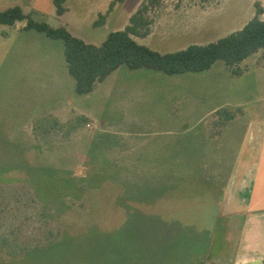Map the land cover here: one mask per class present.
Listing matches in <instances>:
<instances>
[{
	"label": "rangeland",
	"instance_id": "obj_1",
	"mask_svg": "<svg viewBox=\"0 0 264 264\" xmlns=\"http://www.w3.org/2000/svg\"><path fill=\"white\" fill-rule=\"evenodd\" d=\"M113 1L66 0L59 16L55 0H0V12L20 6L100 45L144 0ZM258 8L264 20V0H158L135 39L161 54L207 45ZM25 25L0 24V264H226L208 241L227 170L264 122L263 52L174 76L123 65L80 95L63 42Z\"/></svg>",
	"mask_w": 264,
	"mask_h": 264
},
{
	"label": "trees",
	"instance_id": "obj_2",
	"mask_svg": "<svg viewBox=\"0 0 264 264\" xmlns=\"http://www.w3.org/2000/svg\"><path fill=\"white\" fill-rule=\"evenodd\" d=\"M65 1L55 0L59 16L67 11ZM118 1L114 0L110 4V11ZM157 4L158 0H144L131 16L129 24L123 30L109 33L100 45L87 43L64 27L53 28L46 22H36L20 6L1 11L0 24L14 26L19 21H26V30L36 29L52 39L62 41L68 72L75 80L76 92L80 95L92 93L98 83L104 82L123 65L131 70L150 68L174 76L207 71L218 61L233 66L258 52L262 51L264 55V20L260 17L262 8L257 9L255 17L242 29L207 45H190L183 50L161 54L140 44L135 37L149 36L151 20L148 14L151 7ZM106 17L107 14H101L94 26H101Z\"/></svg>",
	"mask_w": 264,
	"mask_h": 264
},
{
	"label": "crops",
	"instance_id": "obj_3",
	"mask_svg": "<svg viewBox=\"0 0 264 264\" xmlns=\"http://www.w3.org/2000/svg\"><path fill=\"white\" fill-rule=\"evenodd\" d=\"M131 89L146 91L144 86ZM234 162L224 178L219 233L209 238V253L214 250L215 263L264 264V122L245 134Z\"/></svg>",
	"mask_w": 264,
	"mask_h": 264
}]
</instances>
